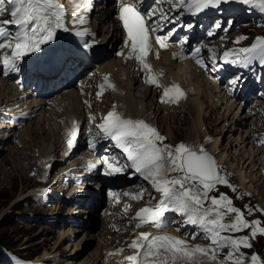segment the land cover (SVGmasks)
<instances>
[{
    "label": "snow or ice",
    "instance_id": "obj_1",
    "mask_svg": "<svg viewBox=\"0 0 264 264\" xmlns=\"http://www.w3.org/2000/svg\"><path fill=\"white\" fill-rule=\"evenodd\" d=\"M118 20L126 33L123 41L128 49L125 53H117L125 60H136L141 71L146 73V83L163 89L162 103H178L186 98L185 92L179 85L163 87L158 80L163 73H154L150 62V54L159 59V49L169 47L166 35H156L162 31L167 23H172L175 17L169 16L162 7L151 8L147 12L141 10L142 0H118ZM227 0H157L162 5L167 3L171 10L187 12L193 16L209 8H218ZM239 3L258 7L264 12V0H238ZM93 0H82L77 5L78 10L72 13L73 25H84L88 22L87 13L92 10ZM7 13V18H2ZM153 25L147 24L153 20ZM191 27V25H187ZM214 27L222 26L215 23ZM69 31L66 26L65 10L59 0H0V64L3 65L4 75L18 73L19 64L25 57L41 51V47L52 41L57 30ZM77 36L83 37L87 29L76 31ZM208 35H214L209 31ZM247 37H238L234 43L239 44ZM155 45L159 46L156 49ZM84 47H91L85 44ZM202 49L197 47L192 53L195 63L207 69V65L199 58ZM211 59L215 64L217 56L215 49H209ZM173 53V57H177ZM223 59L227 63L242 64L247 67L254 62L264 65V37H257L248 47L229 49L223 52ZM104 82L98 87L97 96L100 97L107 88L115 90L110 83V77L105 76ZM238 82V78L232 81ZM88 104V101H85ZM90 106V105H89ZM95 120V117H90ZM78 123L73 121V129L68 140L69 147L75 139ZM97 136L110 139L122 151L125 163L113 158L111 161L105 157L103 163L107 166L106 175L122 173L132 169L147 181L159 199L155 206L140 208L132 220L136 221V228L151 226L158 231H141L131 242H126L127 249L133 254L125 257L128 264H264L258 254L250 257L242 249H251L252 240L258 235L264 236V227L260 220L249 221L245 211L237 208L231 198L225 193L218 196L210 195L218 191V185H225L236 191L220 169L215 158L202 146L195 147L181 142L178 145L164 143L167 137L142 119L126 118L122 113L113 109L103 117L102 123L96 125ZM97 138L94 136L89 145L95 148ZM260 143L264 145V140ZM95 167V164L91 165ZM116 196L115 193H112ZM125 195H130L125 193ZM134 200H142L143 192L132 195ZM150 199H157L155 196ZM117 202L119 198L117 197ZM130 205H126L127 213ZM258 210V209H257ZM248 215L254 211L246 206ZM264 211V210H259ZM174 212L183 217V226H194L198 231L188 235L187 238L170 235L162 231L167 227L166 213ZM231 217V219H229ZM130 221L129 223H131ZM114 231H121L112 225ZM250 229L249 235L236 236L235 233ZM180 229L177 228V231ZM198 237L207 240V244H192L190 241ZM227 249V251H225ZM125 249H118L116 253L122 254Z\"/></svg>",
    "mask_w": 264,
    "mask_h": 264
},
{
    "label": "bare ground",
    "instance_id": "obj_2",
    "mask_svg": "<svg viewBox=\"0 0 264 264\" xmlns=\"http://www.w3.org/2000/svg\"><path fill=\"white\" fill-rule=\"evenodd\" d=\"M100 2L101 0H93V7L95 3H100ZM67 4H68V0H66V2L62 4L64 10L67 7ZM66 26L70 29L69 31H64L62 29L57 30L55 38L52 41H50L48 44L43 45L41 47L40 52L30 54V56L33 58L34 61L37 59H45L47 61L54 59L55 56L60 52L61 46H70L68 44V40H69V34L72 32V27L68 23H66ZM115 42H116V37H114L113 39V43ZM105 47H106L105 44L100 45V50H102ZM177 59L186 60L184 56H177ZM158 63L161 64V66L167 71L168 75L172 76L175 80L180 81L182 84L188 82L189 84H193L195 87V94L189 96L185 100L184 104H181L179 107L169 108L171 112L169 113V117L168 116L164 117L165 123L168 118L169 119L175 118L176 116L181 115V112H185L187 117L186 123L188 125L187 127L188 129L186 130L187 131L186 142L199 144V142L202 141V137L210 134V132H208L209 130H207L205 127L209 115L212 117V119L215 118L218 121L226 120L225 121L226 124L223 129L218 126V123L213 124L214 130L215 131L219 130L220 132L224 131L225 134L226 132L230 133L234 130L239 131L238 132L239 134H237L238 136L232 137V139L230 140L232 144L238 143L241 146V148H245V149L241 150V152L239 150V153L242 154L241 157L242 159L237 163L232 162L229 165V167L235 172V174H237L236 178L238 183L243 187L246 188L250 187L249 191H252L251 187H253L254 184L257 183L258 181L260 182L258 167L256 168L257 157L259 153L257 150L251 147V142L247 136V133L245 132V130L241 129V127L244 126L243 125L244 120L242 116H237L236 110L232 108V104H230V106L227 105L226 107L223 106L224 100L220 97L219 94H217L219 93L218 91L219 87L210 84L204 78H202V76L193 72L190 69L188 62L178 64L169 61L166 57H164ZM137 64L139 66L138 70L134 69L135 64L132 62H128L125 65H123L117 59L111 57L101 65V68L109 72V75L114 77L118 85L121 86L120 89H118L115 86L117 93H114V99L121 101L124 110L128 114H132L134 116L139 115V113L146 114L147 113L146 110H148L146 109V107H150V105L152 107L153 102L155 103L156 110L161 108L160 106L161 99H158L155 102L153 97L154 94L152 93L153 90H151V88L148 85L146 86L147 88H144L143 84L139 83L140 75H143L144 72L141 71V66L139 65L138 62ZM1 87H0V101L3 100L5 96H8L9 99L14 95V92L12 91L10 84L8 82L2 81ZM213 98H215L216 101L213 100ZM218 101L221 102L220 105H218ZM222 110L224 112H222ZM38 113H39L38 114L39 117L36 120L30 122L28 125L23 126L22 131L19 133V137L21 140L20 142L24 146H26V148H29V145L31 146L32 153L34 152L36 154L35 159H37L38 155H43V156L50 155V153L54 150V148L58 147V138H59V136L57 135L55 124L52 123L53 118L51 116V112H49L48 110L39 109ZM147 115L148 117L152 116L151 112L149 114L147 113ZM155 119L156 121L158 120L156 116ZM47 125H48L47 129H45V126ZM173 130L174 129H172L171 127H168L165 133L169 136V140H172V142H177L173 140L174 137ZM26 135L29 137V140H26L25 139L26 137L24 138V136ZM6 137H8V134L6 133L1 134V138L3 140L6 139ZM197 137H200L201 139L198 140ZM221 145H222L221 137L217 136L213 140L211 145L209 146L204 145V147L206 151L213 154L215 158L219 157L218 162H222V163L229 162L230 158H229L228 150L226 148L222 149ZM217 149H219V154L215 155ZM249 150H251V153ZM249 168H251V171L254 169V172L257 170L256 175H253L251 179H248V175L250 174ZM37 169L40 170L39 165H37ZM51 180H52L51 185H55L56 179L54 178ZM257 186L261 187L262 183H258ZM49 187L53 188L52 186ZM39 189H42V187L37 186L35 188L22 191L18 197V200L26 199L28 195L32 193H36V191ZM69 211L70 210H67L66 214H68ZM92 217L95 218V221L99 219L98 217H95L94 214H92ZM98 226L99 227L101 226L102 229L101 228L95 229L92 226L88 227L85 225L84 220L83 221L78 220L77 225L70 226L71 228L76 227L77 229L69 230V232L67 233L68 236L74 233L75 235H77L78 233H82V230H84L86 232V238L83 237V239L77 244V246L68 254L70 259H68L67 257L68 255L65 254L66 256L65 260L68 261V264H76V262H78L77 264L102 263V257L104 256L103 248L107 244L103 239V235H108L109 230L105 224L99 225L98 223ZM64 232L65 231H63L61 235H64ZM82 243H86V244L82 245ZM94 245H97V248L89 252L90 248ZM50 251L51 252L49 253L45 252V254H42L41 257L29 259V263L39 262L44 257H48L51 254L61 256V254H63L64 252L62 250L54 251L53 249H50Z\"/></svg>",
    "mask_w": 264,
    "mask_h": 264
},
{
    "label": "rangeland",
    "instance_id": "obj_3",
    "mask_svg": "<svg viewBox=\"0 0 264 264\" xmlns=\"http://www.w3.org/2000/svg\"><path fill=\"white\" fill-rule=\"evenodd\" d=\"M151 109L153 110V112H151V115L154 113V115L157 116V121L159 122L160 127L165 130V132L167 131L168 127L174 129L173 140L187 141V117H184L183 120L181 118H168L165 123L164 117H167L168 115L164 114L159 110L156 111L155 106L153 109V105ZM222 112L224 111L222 110ZM38 117L39 115H37V117H33L32 120L28 121L27 124H25L24 126L28 125L33 120H36ZM207 121L205 127L207 130H209L208 132H210V134L213 133V135L216 137L220 136L222 144L221 148H226L228 150L230 158L229 165L232 162H239L242 159V154L239 153V150L241 152V150L245 148L240 147V149L239 144H232L230 140L232 139V137H237L239 131L234 130L230 133L226 132L225 134L224 131L220 132L218 130L220 132L219 133L218 131L214 130L213 124L218 123V126L223 129L226 124V120L218 121L215 118L212 119V117L209 115ZM52 123L55 124L53 119ZM47 127L48 125L45 126V129H47ZM22 128L20 129L19 133L22 131ZM24 138L26 140H29V137L27 135L24 136ZM197 138L200 139V137ZM8 140L9 138L6 137V139L1 142L5 144ZM188 144L195 146V144ZM57 151L58 147H55L52 152L56 154ZM249 151L251 153V150ZM35 158L36 154L34 152L32 153L31 146L29 145V148H26V146H24L22 143L21 146H16L15 144H13L9 150L0 153V239L11 238L12 241L15 243V246L6 250L0 246V252L4 251L6 255H8L4 256L3 260H1L3 264H10L11 258L16 259V255L25 259L41 257L42 254H45V252H51L50 249H53L54 251L62 250L64 251V255H68L83 239V237L86 238V232L84 230H82V233H78L77 235H75L74 233L68 236L67 233L69 232V230L77 229L76 227L63 229L60 230V232H55L53 227H50L49 225L40 223L38 221L34 222L33 219H29V217L37 216V219L41 220L43 218L41 216L50 214L49 211H51L52 209L56 210V208L53 207L47 208V206L42 207L41 205H39L37 203L36 198L34 197L35 193L28 195L26 199L18 200L20 193L24 190H29L37 186H48V183L42 184V182L38 180L37 176L39 175H35V173H41V169L38 170L35 166ZM249 169L248 170L250 174L248 175V179H251L252 176L256 175L257 172H254V169L252 171L251 168ZM51 179H49V183L52 182ZM258 183H262V186L258 187ZM51 184L49 186H52L53 188H55L57 185ZM251 190H254L253 192L256 196L255 200L258 201L264 209V184L262 180L260 179V182L258 181L257 183H255L254 186L251 187ZM261 217L264 219V215ZM3 223H8V225H3ZM63 231H65L64 235H61ZM84 244L86 243H82V245ZM252 244V252L257 253L260 256L261 260L264 262V238L256 237ZM105 247L109 248V245L106 244ZM96 248L97 245L92 246L89 252L91 250H95ZM245 252H247V250H245ZM67 257L68 259H70L69 255Z\"/></svg>",
    "mask_w": 264,
    "mask_h": 264
},
{
    "label": "trees",
    "instance_id": "obj_4",
    "mask_svg": "<svg viewBox=\"0 0 264 264\" xmlns=\"http://www.w3.org/2000/svg\"><path fill=\"white\" fill-rule=\"evenodd\" d=\"M3 225H8V223H3ZM0 246L4 247L5 249H9V248L15 246V243L12 241L11 238H1L0 239Z\"/></svg>",
    "mask_w": 264,
    "mask_h": 264
}]
</instances>
